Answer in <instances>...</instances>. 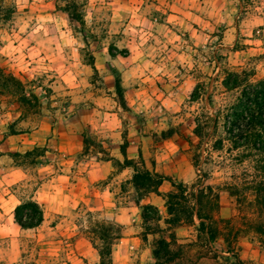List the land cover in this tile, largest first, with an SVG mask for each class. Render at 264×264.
Returning a JSON list of instances; mask_svg holds the SVG:
<instances>
[{
  "label": "rangeland",
  "instance_id": "obj_1",
  "mask_svg": "<svg viewBox=\"0 0 264 264\" xmlns=\"http://www.w3.org/2000/svg\"><path fill=\"white\" fill-rule=\"evenodd\" d=\"M227 67L264 77V0H0V264H99V225L119 227L112 250L128 234L151 253L171 232L195 241L187 202L169 181L141 197L126 159L188 199L198 182L218 192L216 241L184 264H264V143L225 130L242 89H224ZM26 199L35 228L14 220Z\"/></svg>",
  "mask_w": 264,
  "mask_h": 264
},
{
  "label": "trees",
  "instance_id": "obj_2",
  "mask_svg": "<svg viewBox=\"0 0 264 264\" xmlns=\"http://www.w3.org/2000/svg\"><path fill=\"white\" fill-rule=\"evenodd\" d=\"M67 11L71 17H74L71 10L68 9ZM111 55H114L112 51ZM221 70L223 74L221 84L225 90L242 87L237 101L231 106L230 112L225 118V130L229 138L233 139L238 146L244 144L248 137L256 136L258 139L255 142L258 143L257 148L260 149V142L264 143V77L252 83L248 82L249 76L253 74L250 70H234L228 67ZM115 87L120 97L119 101L123 103L124 96L119 77L115 80ZM191 99H196L194 93L191 94ZM193 132L200 138L202 137L199 124L193 128ZM122 147V152L125 155L124 144ZM126 161L128 163L127 166H131L134 169L133 185L137 192H141V197L151 192H157L158 187L164 181H169L173 190L167 193V197L179 198L187 202L186 207L181 206V209L186 213L185 223L193 225L197 231V238L191 243H177V238L172 232L169 234V239L160 238L156 240L152 249L155 264H171L172 262L174 264H184L182 259L187 251L185 247L188 246L190 248L197 245L198 242L202 243V247H208L210 243L216 241L219 228L214 222V213L218 209L219 194L214 191L213 186L206 178L207 183L199 184L198 182L197 190L190 192V196L193 198L191 200L187 198L188 186L183 182H175L170 177L147 169L139 170L131 160L126 159ZM167 203L169 214L175 215V218L169 224L178 225L182 223L180 222L182 220L180 215L176 214V210L172 206V201ZM147 207L148 205L142 206V218L145 221L150 217ZM13 213L15 222L24 229L39 226L44 218L42 205L34 199L20 201L14 207ZM194 217L199 219L197 224L194 222ZM99 226L102 229L103 238L109 239L107 247L97 248L99 264H112V246L114 241L120 237L118 233L119 227L116 224ZM207 251H210L209 248ZM225 251L232 253L237 258V254L233 252L230 244H228ZM202 253L200 252V257L203 255ZM225 259H229L228 256H225ZM237 259L240 262L239 258Z\"/></svg>",
  "mask_w": 264,
  "mask_h": 264
},
{
  "label": "crops",
  "instance_id": "obj_3",
  "mask_svg": "<svg viewBox=\"0 0 264 264\" xmlns=\"http://www.w3.org/2000/svg\"><path fill=\"white\" fill-rule=\"evenodd\" d=\"M108 161L102 163V167L107 165ZM83 243V240H80ZM149 251V252H148ZM89 250L82 253H88ZM151 250L143 249L140 237L136 234H128L119 239L112 250V264H155Z\"/></svg>",
  "mask_w": 264,
  "mask_h": 264
}]
</instances>
